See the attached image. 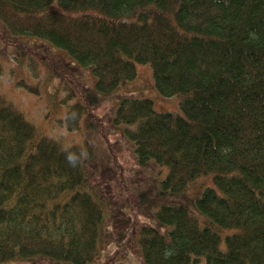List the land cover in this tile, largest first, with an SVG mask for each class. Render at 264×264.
<instances>
[{"label":"trees","instance_id":"trees-1","mask_svg":"<svg viewBox=\"0 0 264 264\" xmlns=\"http://www.w3.org/2000/svg\"><path fill=\"white\" fill-rule=\"evenodd\" d=\"M20 37L90 67L94 90H79L72 68ZM10 51L31 73L11 85L40 95L56 81L53 95L70 102L59 122L87 136L63 144L47 134L55 108L38 126L0 91V264H93L114 174L124 178L95 108L146 65L158 97L183 96L181 113L126 98L112 120L138 164L159 169L157 193L202 189L203 222L186 205L164 204L155 215L165 234L134 218L101 264H120L127 251L141 264H264V0H0V74ZM94 134L109 152L102 170ZM121 191L137 212L144 197Z\"/></svg>","mask_w":264,"mask_h":264},{"label":"rangeland","instance_id":"rangeland-1","mask_svg":"<svg viewBox=\"0 0 264 264\" xmlns=\"http://www.w3.org/2000/svg\"><path fill=\"white\" fill-rule=\"evenodd\" d=\"M20 38L28 41L31 45L52 53L57 58L61 59L66 68L70 70L73 69L75 72L72 71L75 73L81 85L78 86L79 90L81 88L94 90L96 78L90 67L77 65L64 49H58L50 42L48 43L45 40L32 37ZM15 75L27 79L31 77L30 70H28L26 65L16 60L15 54L10 51L9 61L4 66L3 73L0 74V91L6 94L7 98L20 107V109L27 114L28 119L38 126H46L45 118L49 113L52 111L54 112L55 110L53 108H55L57 114L52 118V125L47 129V134L50 137H55L63 144H74L75 142L81 143L84 141L87 136L86 131L81 129L71 133L64 124L62 125V123L59 122L60 119L64 118L66 106H68L70 102L66 104V102L63 103L62 101L66 98L67 92H62L57 96L53 95L56 91L54 88V85L57 83L56 81L44 86L41 89L40 95H35L12 86V82L10 81ZM43 77L44 75L41 73L39 80H42ZM148 97L154 99L155 107L158 112L181 113L180 102L183 96L174 95L167 99L158 97V91L154 84V77L149 65H146V67L142 69L141 77L135 82L126 86V88L119 89L112 95L101 98L99 105L95 108L96 114L106 121L109 131L108 139L111 145L114 146L118 160L123 165L121 172L124 173V178H122L120 174H114L115 178L120 179V183L117 185L114 180L112 183L113 186L109 188L111 199L109 205L107 204L105 212L107 222L106 226L104 225L103 227L104 235L100 246V252L93 264H101L112 256L116 250L122 247L128 239L131 228L130 224L134 218H138L142 222L145 221L153 228L165 234L169 227L167 225H161L155 215L156 211L164 204L173 206L186 205L191 213L197 215L200 222H203V215L199 213L196 206V200L201 196L203 192L202 189L189 188L182 193L163 195L157 193L155 185L157 183L156 179L159 176V169L156 168L153 162L147 166L138 164L133 142L126 137L123 126H116L112 120L117 106L123 99ZM52 114L54 115V113ZM92 138L96 146V161L94 162L97 164V170H102L104 166H107V156L109 154L106 147L107 145H104L97 134L92 135ZM110 166L109 169L112 171V167ZM110 180H112V178ZM125 185L129 187L133 197L139 194L144 197V201L141 204L142 206L138 204V199L135 203V205L138 206L137 212H133V207H130L123 200L126 195L121 194V190H124ZM118 263L141 264L139 258L129 251L123 253Z\"/></svg>","mask_w":264,"mask_h":264},{"label":"clouds","instance_id":"clouds-1","mask_svg":"<svg viewBox=\"0 0 264 264\" xmlns=\"http://www.w3.org/2000/svg\"><path fill=\"white\" fill-rule=\"evenodd\" d=\"M73 159H74V158L70 155V156H69V160H73Z\"/></svg>","mask_w":264,"mask_h":264},{"label":"bare ground","instance_id":"bare-ground-1","mask_svg":"<svg viewBox=\"0 0 264 264\" xmlns=\"http://www.w3.org/2000/svg\"><path fill=\"white\" fill-rule=\"evenodd\" d=\"M30 127V126H29ZM43 131V130H42ZM42 134V133H41Z\"/></svg>","mask_w":264,"mask_h":264}]
</instances>
